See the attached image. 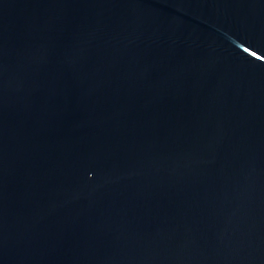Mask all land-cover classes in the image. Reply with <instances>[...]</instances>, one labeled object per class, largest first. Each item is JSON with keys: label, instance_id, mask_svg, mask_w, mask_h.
<instances>
[{"label": "water", "instance_id": "95a60500", "mask_svg": "<svg viewBox=\"0 0 264 264\" xmlns=\"http://www.w3.org/2000/svg\"><path fill=\"white\" fill-rule=\"evenodd\" d=\"M0 264H264V0H0Z\"/></svg>", "mask_w": 264, "mask_h": 264}]
</instances>
